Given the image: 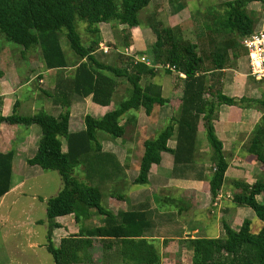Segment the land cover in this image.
<instances>
[{
  "label": "trees",
  "instance_id": "obj_1",
  "mask_svg": "<svg viewBox=\"0 0 264 264\" xmlns=\"http://www.w3.org/2000/svg\"><path fill=\"white\" fill-rule=\"evenodd\" d=\"M150 2L0 0V34L5 40L20 47L22 54L37 53L44 70L62 73L56 79L53 90L43 92L52 105L61 109L58 116L54 117L44 110L20 115L17 112L18 101L14 103L9 116L0 115V124L39 127L37 151L27 164L43 172H56L60 178V190L45 202V249L53 264H94L89 249L92 240L99 238L104 250L115 247L119 264H162L153 241L145 238L144 233L148 228L145 214L134 210L115 216L102 205L105 196L100 186L93 185L92 181L97 176L103 181L114 173V166H110L112 158L108 160L100 156L98 133L119 139L125 134V125L120 124L124 116L141 109L150 115L154 106L166 105L168 102L161 97L158 86L140 84L142 76L152 77L155 72H163L184 76L178 110L155 137L143 143L139 172L133 183L147 184L148 172L151 166L160 163L163 152L173 156L174 167L193 165L198 125L201 123L211 151V167L204 179L214 201L224 184L228 168L222 143L213 127L219 108L237 106L260 110L262 116L252 131L246 149L262 165V178L251 185L232 182V203L236 207L250 209L263 227L257 234H252L249 221H243L237 231L222 222V237L188 239L185 245L191 253L190 264H264V98H230L223 95L220 89L223 71L236 68L238 59L245 55L241 41L254 32L259 22V16L248 6L264 1L233 0L206 5L204 10L198 11L204 17L202 26L210 38V52L206 58L200 46L185 38L179 26L165 27L152 14L143 25L155 37L149 53L153 67L143 63L134 64L133 60L122 67L99 62L94 56L102 40L98 26L104 23L136 28L142 25L138 14ZM79 23L85 24L86 42L78 31ZM62 42L66 44V49H63ZM127 45L123 44V47ZM138 55L142 57L145 53ZM205 60L208 66H205ZM119 81L125 82L128 90L115 109L99 119L85 116L84 129L70 133L73 97L90 96L94 104L106 107L110 105ZM172 138L176 140L174 150L167 147ZM62 140L65 141L66 152L62 151ZM13 156L12 151L0 153V199L11 189ZM76 169L85 172V178L90 182L77 177ZM68 214L74 215L76 223L92 215L101 217L102 226L88 233L80 232L79 235L63 238L55 246L52 232L60 227L55 220Z\"/></svg>",
  "mask_w": 264,
  "mask_h": 264
},
{
  "label": "crops",
  "instance_id": "obj_2",
  "mask_svg": "<svg viewBox=\"0 0 264 264\" xmlns=\"http://www.w3.org/2000/svg\"><path fill=\"white\" fill-rule=\"evenodd\" d=\"M154 1L155 0H151L148 6L151 7ZM174 1V4H178L173 5L174 7L170 10L166 8L167 15H165L164 18L162 17V10H164L162 4H155V6L152 7L153 10L151 13L162 19L163 23L162 20L160 21L165 27L172 28L179 26L185 38L192 41L195 45L200 46V50L206 58V55L210 52V38L202 26L205 21L204 17L201 13L198 14V11L204 10L206 4L205 6H200L201 0ZM229 1L233 0H219L218 4ZM194 2L195 4H193ZM167 4L170 3L167 2ZM190 4L193 5L190 6ZM248 9L259 16V22L254 31L264 30V10L262 11L261 2L251 3ZM106 26L107 24L104 23L98 26L102 39L99 46H105V48L108 49L109 47L107 44H112L114 41L112 36L105 30ZM118 29L130 36V41L133 44L129 49H125L133 51L134 47H137L138 51H136L137 53L135 55L139 56V53H145V55L142 56L148 58L150 61V49L155 42V37L150 29H147L144 25L132 29L120 26ZM146 40L150 41V48H144ZM116 52L118 53V51ZM96 53L97 51L94 53V56L101 63L117 67H122L123 64L126 63L125 58L107 56L106 53L105 55L107 57H104V59L107 60H101L98 59ZM243 60L246 63V68L247 58L245 54L244 57L242 56L238 59L237 68H227L223 71L220 86L222 94L235 99H263L264 94L262 96H259V94L256 95L258 90L253 89L249 83L246 84V77L248 76L243 73L240 68V64ZM205 66H208L206 60ZM39 67L40 72L38 75L40 83L45 82L48 87H51L49 91L45 88H42L44 90L41 89V91L47 93L51 92L54 88L56 79L62 75V73L57 70H44L40 61ZM0 79V88L3 90L6 82L3 77ZM183 79L184 76L182 74L178 76L176 73L166 74L163 72H155V75L152 77L142 76L140 84L142 86L148 84L158 86L161 90V97L167 100L168 103L163 106H154L150 115H146L141 109L135 111L136 115H132L131 113L124 116L120 121L122 126L125 125L124 136L116 139L117 141L107 139L100 140V156H104L108 160L112 158V164H109L110 166H114V173L111 177L103 181H100L98 177H95L97 180L93 178L92 181V184L99 185L101 192H104L106 195L105 205H102L115 216L134 210L145 214L148 222V228L144 233L145 238L157 244L158 248L156 249L160 254L162 264H175L176 262L190 264L191 253L186 248V241L194 238H211L209 235L213 234L210 233L212 231L211 228L215 230L214 238L222 237V222H225L233 230L237 231L248 212H246V207H236L232 203V182H244L251 185L261 178L262 170V165L260 163L256 162L255 159L250 161L246 157L247 154L250 155L246 148L254 127L260 121L262 116L261 111L256 108L221 106L217 113V118L213 122V127L216 137L222 143V151L228 162V168L225 172L224 184L214 201L211 200L209 185L204 179L205 176L209 174L211 167V153L207 142L204 140L202 141V139L198 137L202 130L201 123L198 125L194 154L195 163L193 165L190 167H174L173 156L169 152H163L160 155V163L151 166L147 176V184L135 185L133 183L139 172L140 159L143 155V143L155 137L158 131L165 126L172 116H174L175 111L178 110V100L182 95ZM29 81L30 80L25 81V84L22 86H26ZM255 83L259 84L258 82ZM127 90V84L123 81H119V85L114 94L123 98L127 95ZM16 92L14 88L11 93L12 95L0 93V115L2 117H7L12 113L13 105L16 102L14 100ZM45 102L49 104V107L46 106L41 110L49 114L50 110H52L51 112H54L52 116L54 117L61 113L59 107L52 105L50 101ZM114 106L113 98L110 105L102 107L94 104L90 96L86 98L74 96L70 107L69 132L76 133L83 130V120L85 116L99 119L107 112L112 111ZM36 111L39 110L34 109L33 112ZM78 116L81 119L80 124H78L79 122L77 121L79 118ZM39 137L40 132L36 130L35 126L25 128L22 126L7 125L5 123L0 124V153L12 151L14 154L11 170V189L0 199V205L3 204L6 197L11 194L13 198L24 196L27 180L43 175V171L40 168L27 164V161L31 159L37 151ZM167 147L170 150L175 149V138L168 141ZM62 151L66 152L64 140H62ZM78 170L81 179L90 182L85 178V172L81 173L80 169ZM252 171H256L258 175L260 174V177L257 179L254 178ZM112 187L118 189L116 190L117 193ZM59 190L60 189L56 191V194ZM33 200L34 198L32 201ZM46 200V198L40 199L43 203L46 202ZM161 201L166 204L181 206L184 208L183 211L185 212L201 210V212L204 213V217L192 224L174 221L173 230L166 229L163 232L158 231L157 222L168 220L164 215L161 216V212H157L156 210L157 202ZM13 202L12 200L11 203L13 204ZM181 212L182 208L178 211V215ZM55 221L60 225L59 228L52 232V242L55 246H58L60 240L63 238L79 235L80 232L88 233L102 226L101 217L95 215L79 223L75 222L73 214L59 216ZM40 222L42 221H38L35 224L44 225V223ZM26 230L27 229L24 231V238L26 233L29 232V230L27 232ZM21 233L20 236L23 235V232ZM30 233H28L27 236H31L30 238H32ZM45 245L46 241L44 247ZM29 246L32 250L36 248V244L30 243ZM89 253L94 264L120 263L115 247L104 250L102 241L99 238H94L92 240V247L89 249ZM21 254L23 256V253ZM35 260H37V254L33 250L26 259L22 257L21 263L19 264H36L37 261Z\"/></svg>",
  "mask_w": 264,
  "mask_h": 264
},
{
  "label": "rangeland",
  "instance_id": "obj_3",
  "mask_svg": "<svg viewBox=\"0 0 264 264\" xmlns=\"http://www.w3.org/2000/svg\"><path fill=\"white\" fill-rule=\"evenodd\" d=\"M264 1V0H263ZM168 1L166 0H155L151 7H147L144 10H142L138 14V19L140 21V24L143 25L147 17L152 15V10L155 6V4H162L164 6V10H162V17L164 18L167 10L172 9L174 7L173 5L176 4H167ZM196 2V1H195ZM195 2L193 4H195ZM219 0H201L200 6L206 5H216L218 4ZM169 3V2H168ZM193 4H190L192 6ZM168 5V6H167ZM262 11L264 10V3H261ZM264 13V11H263ZM155 20H162L159 17L154 18ZM161 22V21H160ZM163 23V20H162ZM84 23L78 24V31L82 37V40L84 42L87 41L85 32H84ZM120 26L116 27L111 24H107L105 27V30L112 36V39L114 43L110 44L108 43L107 46L109 47L107 49V56L111 57H121L125 58L126 63H128L129 60H133L136 57V51L137 47H134L133 51L128 50L129 54H133V57H128V53L125 52L126 49H129V47L132 44L130 41V36L126 35L124 31H120L118 28ZM104 28V27H103ZM123 44H128L127 47H123ZM63 49H66L67 46L64 42H62ZM151 44L150 41L146 40L144 43V48H150ZM105 46L98 47L96 50L98 59L101 60H107L104 59V57H107L105 55V52L103 51ZM126 48V49H125ZM118 51V53L116 52ZM124 53V55H123ZM244 57V56H243ZM246 63L243 60L240 64V68L243 71V73L248 75V69L245 68ZM237 68V66H236ZM39 59L37 53H21L20 47L17 45L8 42L5 40V38L0 34V78H4L6 84L4 85V89L1 90L0 93H8L11 94L13 92V89L15 88V101H18L19 106L17 108V112L20 115H31L34 109L41 110L44 109V107L48 106L45 101H50L44 93L41 91L42 88H45L46 90H51V87L45 83H40L39 79ZM1 80V79H0ZM28 84L26 86H22L25 84V81H28ZM250 84V86L253 89H257L256 95L259 94V96H262L264 94V91L261 89V86L259 84H256L255 81L250 78L249 76L246 77V84ZM7 90V91H6ZM44 90V89H42ZM260 91V93H259ZM12 95V94H11ZM126 96L118 97L117 94H114L113 101H114V109L115 107L125 98ZM50 110V114L53 115ZM136 115L135 111L130 112L129 114ZM49 114V113H48ZM128 114V115H129ZM131 115V116H132ZM79 117V116H78ZM80 117L78 118V124H80ZM36 130L40 132L39 127L35 126ZM199 138L202 139V141H206L205 139V133L204 129L202 127L201 132L199 133ZM98 138L100 140L107 139L111 141H117L116 139H112L110 136L104 134V133H98ZM211 153V151H210ZM248 160L253 161L254 157L251 155L246 156ZM254 178L260 177V174L258 175L256 171H252ZM258 172V171H257ZM75 175L77 177L79 176V170H75ZM99 178V176H97ZM81 178V177H80ZM262 178V175H261ZM97 180V178H95ZM100 180V178H99ZM61 188V182L58 174L56 172H43V175H40L39 177L35 178H29L27 180V185L25 186V194L22 197L13 198V195H9L6 197V200L3 204L0 205V264H19L21 263L22 257L25 259L29 254L32 253L34 250L37 254V263L36 264H53L51 256L47 253L44 244L46 241V235H47V226H46V220H45V202L40 201V199H49L51 197H54L56 195V191ZM115 189L114 191L118 190L115 187H112ZM117 193V191H116ZM102 204L105 205L106 195L103 192ZM34 200L32 201V199ZM12 200L14 201L13 204L11 203ZM182 208V212L178 215V211ZM30 209V210H29ZM157 212H161V216L164 215L165 218H168V220L164 221H158V231H164V230H173L174 229V221L178 222H186L188 224L196 223L198 219L201 220V218L204 217V213L200 211H192V212H185L183 211V207L174 206L172 204H166L164 202H157L156 206ZM247 216L243 218V221H249L251 223V233L257 234L260 229L263 227V223L260 222L256 217H254L253 212L250 209L246 208ZM210 214V213H209ZM211 215V214H210ZM38 221H42L44 225L35 224ZM31 223V225H30ZM243 223V222H242ZM24 224V225H22ZM31 227V228H29ZM26 232L29 230V232L26 233L24 238V231ZM33 230V231H32ZM211 232L213 234H209L211 238H214V232L215 230L211 228ZM32 231V232H31ZM23 232V235L20 236ZM31 232V233H30ZM30 233L31 236H27V234ZM22 237V238H21ZM36 244V248L33 250L30 248L29 244ZM156 248H158L156 243H153ZM43 246V247H41ZM23 253V256L22 254ZM34 261V262H35Z\"/></svg>",
  "mask_w": 264,
  "mask_h": 264
},
{
  "label": "built area",
  "instance_id": "obj_4",
  "mask_svg": "<svg viewBox=\"0 0 264 264\" xmlns=\"http://www.w3.org/2000/svg\"><path fill=\"white\" fill-rule=\"evenodd\" d=\"M241 46L247 58V76L258 82L264 91V30H256L248 37L242 39ZM103 51L107 53V48H104ZM125 52L128 53V56L133 57V54H129L128 50ZM133 63H143L148 67H153L149 59L143 56H136L133 59Z\"/></svg>",
  "mask_w": 264,
  "mask_h": 264
}]
</instances>
